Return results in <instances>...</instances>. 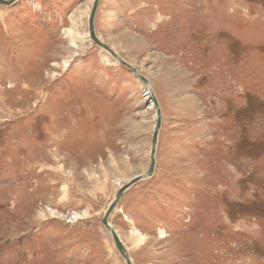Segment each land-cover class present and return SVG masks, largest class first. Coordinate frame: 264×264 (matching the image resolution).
I'll return each mask as SVG.
<instances>
[{
  "label": "rangeland",
  "instance_id": "obj_1",
  "mask_svg": "<svg viewBox=\"0 0 264 264\" xmlns=\"http://www.w3.org/2000/svg\"><path fill=\"white\" fill-rule=\"evenodd\" d=\"M92 2L0 4V264H126L101 218L156 114ZM94 30L161 109L108 216L132 264H264V0H99Z\"/></svg>",
  "mask_w": 264,
  "mask_h": 264
},
{
  "label": "water",
  "instance_id": "obj_2",
  "mask_svg": "<svg viewBox=\"0 0 264 264\" xmlns=\"http://www.w3.org/2000/svg\"><path fill=\"white\" fill-rule=\"evenodd\" d=\"M15 0H0V4L2 5H10L13 3ZM99 0H93L92 6L90 8L89 14H88V35L91 41L100 47L101 49L107 51L115 60H117L120 64L124 65L127 67L129 70H131L149 89L150 91V96H151V101L154 105L155 108V114H156V120H155V125L153 129V133L151 136V148H150V156H149V166L147 170L139 174L138 176H135L125 184H123L118 191L115 194V198L110 202L108 207L105 210V213L103 214L101 218V223L104 226V228L109 232L112 241L114 243V246L119 253V255L122 257L124 262L126 264H132L129 254L127 252V249L123 245L121 239L119 238V235L117 232L114 230L113 226L110 224L108 221V216L110 215L111 211L114 209L115 205L119 201V198L121 197L122 193L131 185H133L135 182H137L140 179L147 178L152 175L154 167H155V153H156V145H157V139H158V132L161 126V109L160 105L157 101V98L154 95V92L152 91L151 85L149 80L140 74L132 65L129 63L125 62L115 51H113L105 42H103L95 33L94 30V18L97 10Z\"/></svg>",
  "mask_w": 264,
  "mask_h": 264
},
{
  "label": "bare ground",
  "instance_id": "obj_3",
  "mask_svg": "<svg viewBox=\"0 0 264 264\" xmlns=\"http://www.w3.org/2000/svg\"><path fill=\"white\" fill-rule=\"evenodd\" d=\"M93 1V0H92ZM151 88H152V86H151ZM152 90H153V88H152ZM115 230V229H114ZM116 231V230H115ZM117 232V231H116ZM160 233V232H159ZM118 234V233H117ZM164 235L162 234V232H161V236L160 237H163ZM120 238V237H119ZM131 260V259H130ZM132 261V260H131Z\"/></svg>",
  "mask_w": 264,
  "mask_h": 264
}]
</instances>
